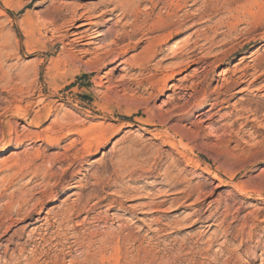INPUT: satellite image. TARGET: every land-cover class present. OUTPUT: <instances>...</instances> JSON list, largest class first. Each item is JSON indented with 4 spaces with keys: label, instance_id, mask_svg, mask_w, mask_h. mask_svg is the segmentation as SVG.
Wrapping results in <instances>:
<instances>
[{
    "label": "rangeland",
    "instance_id": "374dc122",
    "mask_svg": "<svg viewBox=\"0 0 264 264\" xmlns=\"http://www.w3.org/2000/svg\"><path fill=\"white\" fill-rule=\"evenodd\" d=\"M119 1L0 0V264H264V107L252 126L237 121L244 106L264 105V91L248 82L225 91L253 63L264 67V0L255 20V0L190 2L183 11L204 14L156 57L149 35L116 42L105 59L132 20L120 9L98 18L94 37L72 41L83 29L75 13ZM139 16L148 19L145 9ZM196 42L193 62L173 58ZM170 73L162 91L136 88L140 75ZM183 87H192L185 103ZM207 101L222 103L204 109ZM64 117L107 131L66 177L84 154L80 145L65 152L77 135L58 132L54 146L34 136Z\"/></svg>",
    "mask_w": 264,
    "mask_h": 264
},
{
    "label": "bare ground",
    "instance_id": "6f19581e",
    "mask_svg": "<svg viewBox=\"0 0 264 264\" xmlns=\"http://www.w3.org/2000/svg\"><path fill=\"white\" fill-rule=\"evenodd\" d=\"M160 1L161 0H120L119 2H117L114 5V8H106L104 11L102 10L100 14L99 13H92V11H89V10H85V11L79 13V14L75 13L74 16H77L78 19H82L83 20V22L76 24V27L82 26L83 29H82V31H80L78 33H75L76 36L75 37L73 36L74 38L72 39V41H80V40H83V39H89V38L94 37V33L96 31H94L92 29V26L99 21L98 18L102 17L103 15H109L110 17H112L114 11L117 10V9H120L121 12H120L119 15H121L123 18L124 17L131 18L132 20L129 21L128 23H126V25L122 26L119 30L116 31L115 36H114L115 40L112 42L111 45H109L108 49L105 51V54H104V55H106L105 59L108 56H110V53L113 51V47L112 46L116 42H121V41H125V40H132L134 38H137V41L134 42V43L136 45H138L140 42H142V40L150 38L151 36H149V35H153V37H151L152 38L151 40L156 43L155 45L153 44V42L151 43L152 45H154V47H153L152 50L150 49L151 51L149 50L150 51L149 52L150 53L149 56L150 57H156V56L162 54V52L164 50L163 47H162L163 43L165 41H168L170 39V37H172L173 35L178 33L179 28L182 25L192 21V19L195 17V15H198L197 12H201L200 14H204V12L201 11L202 9L200 10L198 8H197V10H195L193 8L194 9L193 12H190L188 9L187 10L185 9V11H183L184 8L189 5L190 2H193V4H196L199 0H166V2H167L166 5H168L170 10L166 11L165 15H160V14L158 15L157 14L158 16L155 19H150L151 13L156 9V7L158 6ZM235 1H237V0H205L204 3L216 2V3L220 4V6L218 4L219 7H226V6H229L230 3H233ZM260 1H262V0H260ZM144 3H145V6H144V8L142 10L145 9V15H146V18L148 16V19L147 20L145 19V21H142L140 19L142 21V23H140V22H138V19L140 17L139 15L142 12L141 6ZM254 5L257 6V8H258L257 11L256 12H251V13L249 12V13L253 17L252 19L255 20L256 18L259 19V17H260V15H261L260 12H261V7L262 6L257 0L254 1ZM189 6L192 7V3ZM213 6H215V5H213ZM247 8L248 7H246V9ZM193 9H191V10H193ZM228 9H230V8H228ZM249 9H251V8H249ZM248 11H246L244 13H247ZM207 13H209V12H207ZM153 14H154V12H153ZM114 16H116V15H114ZM197 18H198V16H197ZM110 19L111 18H109V20ZM239 19H241V18H239ZM252 22H254V21H252ZM253 27H254V23H253ZM127 28H129V29H127ZM98 34H100V33H98ZM134 40H136V39H134ZM206 40H208V39H206ZM197 42L195 43V45L193 44L194 46H192L189 49V51H187V52H185L183 54H179V53L174 54L173 58L177 59V58L185 57V58H190V60L188 62H193L194 59L192 57L194 56V53L196 52L197 49H201L202 48V46L198 45ZM151 44L149 42V45H151ZM134 45L133 46L131 45L129 48L135 47ZM122 56H123L122 53H121V55L119 54L116 57V60H118ZM206 58H207V56L206 57L204 56V58L201 61L206 60ZM105 59L102 58L103 61ZM156 64L157 65H156L155 71H162L163 68H165V67L161 66V64H162L161 62H159L160 65L158 63H156ZM141 65H140V68L144 69L145 66L142 67ZM259 65H256V63H253L250 66L249 69H246L245 71L240 73V75L238 77H236L234 79L232 78L231 81L228 83L227 88H226L225 91L228 92V91H230L232 89H235L239 84H241L243 82H248V87H253L254 91H257V92L264 91V67H259ZM261 66H263V65H261ZM173 77H174V74L170 73L168 75V77L166 79H164V80L160 79V80L153 81V80H151L150 77L149 78L147 77V79H145L144 77H142V75H140V77L135 80L136 88H140L142 83L145 82V84L147 83L149 88H152L153 90L159 85L160 88H158V89L162 91L164 89V87L166 86L167 82L169 80H171V78H173ZM188 89H192V87L179 88L180 91L178 92V94L181 93L180 96H179V100L184 101V103L187 102L188 99H189ZM233 92L236 93V92H239V90L235 89ZM40 101H42V100L40 99ZM221 103L222 102H220V101L219 102H215V103H212V102L210 103L209 101H207V103L205 104L206 107L204 109H208L210 106H211V108H213L215 106L220 105ZM193 106H198V105L195 104ZM263 107H264V105L262 103H259L257 105V107H255V108H253V106H252L253 109L251 107L249 108V107L244 106L240 110V112H239L240 114H237L238 115L237 121L239 119H244V121L247 122V125H248V123H252L251 124V126H252L254 123H257V122L260 121V116H259V112L260 111L258 112V110L260 108H263ZM64 118H65L64 121L55 120L54 127L53 126H52L53 128L51 127V130H52L51 134L47 133V134L42 136L39 133H37V134H34V136H35V138L37 140H43L46 143H48L49 145L54 146V145H57L60 142H62L61 141L62 138L63 139H67L72 134H76L77 135L76 138L72 139L70 142L67 143V145H65L67 147L65 152L69 151V149H73V148L75 149V147H77V145H80L81 149L84 152V154L82 152V154H83L82 156H80V157L79 156L78 157L75 156L73 158V160L70 161V163L68 164V167L63 172L64 176L66 177V176L70 175L69 174V168L73 167L74 165L81 166L82 163L85 161V156L86 155L91 154L92 151H97L101 147V145L107 139L106 138V132L107 131L102 126H94V125L86 127V128H83V129H80L81 127L79 128L78 126L75 127L73 125L72 119H70L69 117H64ZM171 118L174 119L175 116H171ZM261 118H262V116H261ZM176 120L180 121V120H182V118H177ZM63 130H65V132H63V137L60 138L59 136H57L58 135L57 133L61 132ZM170 144H171V147H175L177 145L174 142H171ZM7 148H8V145H3L1 147V149H0V152L5 151ZM72 169H74V168H72Z\"/></svg>",
    "mask_w": 264,
    "mask_h": 264
}]
</instances>
